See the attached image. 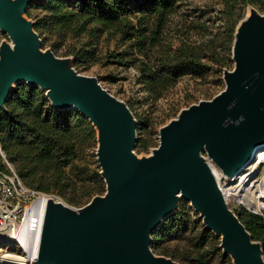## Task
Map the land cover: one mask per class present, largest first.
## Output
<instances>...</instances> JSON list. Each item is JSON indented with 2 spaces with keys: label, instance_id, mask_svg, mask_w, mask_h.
<instances>
[{
  "label": "water",
  "instance_id": "95a60500",
  "mask_svg": "<svg viewBox=\"0 0 264 264\" xmlns=\"http://www.w3.org/2000/svg\"><path fill=\"white\" fill-rule=\"evenodd\" d=\"M32 0H0V105L18 81L38 84L57 107H75L97 130L103 193L81 206L46 197L42 264H179L156 254L150 232L178 207V196L200 211L206 228L234 264H264L262 245L229 209L217 175L230 177L264 147V12L235 25L233 67L210 99L180 110L158 130V144L137 156L136 118L98 79L72 66V56L42 47L25 10ZM239 28V29H238ZM258 146L250 152L253 146ZM205 152L203 154L202 152ZM0 152L3 153L1 147ZM31 264H37L36 260Z\"/></svg>",
  "mask_w": 264,
  "mask_h": 264
},
{
  "label": "trees",
  "instance_id": "16d2710c",
  "mask_svg": "<svg viewBox=\"0 0 264 264\" xmlns=\"http://www.w3.org/2000/svg\"><path fill=\"white\" fill-rule=\"evenodd\" d=\"M184 0H32L26 10L32 17L34 29L42 44L55 52L65 47V54L72 56L73 63L88 64L97 60V41L101 34H118L123 39H133L139 55L126 59L122 53L107 51L108 60L135 64L139 70V81L152 99L160 97L177 79L186 73L202 75L209 70L204 57L218 62L213 39L197 44L168 39L170 20ZM225 14V40L232 42L234 23L229 22L233 8L252 4L264 8V0H222ZM176 32H179L177 30ZM210 52V53H208ZM220 67V68H221ZM136 118V129L145 127L146 121ZM95 127L91 120L77 108L53 105L38 84L16 82L0 105V147L6 160L11 162L21 179L37 190L54 191L73 204L85 203L81 198L101 194L105 181L98 169H93L92 180L84 175L87 166L78 172L82 192L71 195L77 178H73L65 164L79 156L89 138H94ZM146 141L137 137L135 147H144ZM0 153V166L3 167ZM89 177V178H90ZM83 201V202H82ZM183 200L177 209L165 215L150 232L149 246L153 252L170 257L186 256L182 252L167 251L162 242L176 236L184 214ZM235 213L251 234L260 241L264 254V219L244 207ZM195 258L210 251H219V236L205 226L193 241ZM221 256H229L221 253Z\"/></svg>",
  "mask_w": 264,
  "mask_h": 264
},
{
  "label": "rangeland",
  "instance_id": "374dc122",
  "mask_svg": "<svg viewBox=\"0 0 264 264\" xmlns=\"http://www.w3.org/2000/svg\"><path fill=\"white\" fill-rule=\"evenodd\" d=\"M247 5L235 6L231 16L229 17L228 24L233 22L236 25L238 20L245 15ZM255 8L259 12H264V8ZM28 19L33 18L28 17ZM227 19L222 0H184L181 3L177 11L174 12L171 17L169 37L167 40H170L173 45H176L180 41L197 44L202 41L213 39L215 48L219 51L218 57L223 59L225 64L221 67L218 62L209 58L210 54L207 55L204 57V60L209 65L208 71L202 75H191L190 73L181 75L174 85L170 86L160 97L156 99H152L150 94H148V92L143 88V85L138 78L139 70L135 64L108 60L104 56L107 51L122 53L126 59L139 55L136 51L135 45L133 44V39H123L118 34L107 35L106 33H103L99 36L97 41V60H93L88 64H74L72 62V66L75 70L80 73L95 76L109 92L126 103L134 117L136 115L141 120L146 121L145 127L141 129L135 128L136 136L139 138L141 137L146 141V145L144 147L139 148L133 146L132 151L137 156H144L151 153V150L158 144L159 128L168 120L175 117L181 109L192 103H196L199 100L210 99L223 89L225 85L224 70H229L233 67V59L231 58L232 42L225 40V24L227 23ZM177 30H179V32H176ZM1 40L9 41L10 38L5 32L0 30V41ZM42 47L46 48L49 46L47 43H43ZM55 54L58 56L71 57V55L65 54V47L57 48L55 50ZM96 146L97 130L94 138H89L83 149L80 150L79 156L65 164L66 171L72 175L73 178L78 179L75 180L76 186L75 189L70 192L71 195L78 196L79 193L82 192L81 181L79 177H77V174H79L78 172L83 169L85 164L87 169L84 175L87 177V180L93 179L89 176L91 175L93 169L100 170L95 153ZM260 152H264V147L260 148L254 158L250 162L246 163L244 170L245 174L243 175L246 176V178L244 179L242 187L241 185L237 186L243 177L242 175L240 176V174L235 176V180L229 181L232 182L230 185L232 184L233 187L237 186L239 188L238 192L240 193L242 199L246 203L252 205L255 201H257L255 198L258 192L257 190L262 182V178L264 177V161H260L257 157ZM202 153L205 154L204 151ZM3 164L6 165V163ZM21 182L27 189L29 188L33 194L28 195L30 192L26 190L23 194L25 196H21L20 199L14 200L13 203H11L13 207L15 202H19L18 205H20L16 209L17 212L15 211L17 219L15 222L18 225L25 217V208L31 205L33 200L38 196V193H44L46 197L52 196L73 206H81L86 203L76 205L66 201L65 198L57 192L40 191L28 186L22 179ZM90 198L88 195H84L81 199L85 201ZM236 198L237 196L232 194L227 201L229 209L234 213L236 209L242 208L240 204L237 203ZM181 199L183 200V210L185 211L181 216L182 227L176 236H172L162 242V245L166 247L165 249L167 251L170 252L176 249L175 251L182 252L186 255L182 257L175 256L173 259L179 264H234L230 255L221 256V253H223L222 249L219 251H210L207 254L202 255L200 259L193 256L195 254L193 241L196 234L205 225L202 221L200 211L193 208L190 204V200H187L182 196H178L177 202L179 203ZM257 203L262 205V209L264 210V201L261 202V200H259ZM9 209L12 210V207ZM175 209H177V207L172 211ZM10 216L12 217L11 212ZM5 222V225L0 228V253L5 254L9 252L15 255H24L23 248L19 246V243L16 240L3 239L5 238L6 230L10 225L8 220ZM261 258L264 260L263 253L261 254ZM0 264L3 263L0 262Z\"/></svg>",
  "mask_w": 264,
  "mask_h": 264
},
{
  "label": "bare ground",
  "instance_id": "6f19581e",
  "mask_svg": "<svg viewBox=\"0 0 264 264\" xmlns=\"http://www.w3.org/2000/svg\"><path fill=\"white\" fill-rule=\"evenodd\" d=\"M246 18L240 20V24L244 22V20H249L254 15V9L252 7L246 8ZM239 29V28H238ZM7 44L10 48L13 46V41H7ZM259 146V145H258ZM253 146L250 152V155L253 152V149L258 147ZM152 153V152H151ZM260 161H264V152H260L257 156ZM246 176L242 177L241 185L244 184V179ZM258 199L264 198V177L262 178V182L258 188ZM253 198V197H252ZM46 203V195L44 193H38V196L33 200L29 207L25 208L22 222L18 225L13 222L10 213L4 212L0 210V228L5 225V221L8 220L10 223L8 229L6 230L5 238L6 240H16L19 243V246L23 248L24 255H15L12 253H0V262L3 264H31V261L36 259L39 254V250L41 247V234L42 230H40V226L42 223L44 209ZM1 230V229H0ZM37 264H42L41 261L36 259Z\"/></svg>",
  "mask_w": 264,
  "mask_h": 264
},
{
  "label": "built area",
  "instance_id": "2783aa9c",
  "mask_svg": "<svg viewBox=\"0 0 264 264\" xmlns=\"http://www.w3.org/2000/svg\"><path fill=\"white\" fill-rule=\"evenodd\" d=\"M1 154L4 158L3 163H6V165L3 164V167L0 166V210H2L4 212V214L6 212L7 213L11 212L12 213V220H13V222H15L17 220L15 211L17 212L16 209L20 205H18L19 204L18 201H17L18 203L15 202L14 207L12 206L11 203H13L14 200L20 199L21 196H25L23 194L26 190H28L30 192L28 195L33 194V192H31L29 190V188L27 189L26 186H24L22 184L21 178L17 174V172L15 171L13 165L9 161L6 160L3 153H1ZM245 166H246V164L243 165L238 172H236L235 174H233L230 177L223 176L222 174L217 175L218 185L222 191V194H223L226 202L229 200V198L232 194L236 195L237 196L236 201H237V203L240 204L241 207H244V208H246V209H248L254 213L261 215L262 218L264 219V210L262 209L263 206L257 203L259 200H261V202H263L264 198L258 199V197H257L258 192H257L256 197H255L257 199V201L254 202L256 204H254V203H253V205L248 204L242 199V197L240 196V193L238 192L239 188L237 186L241 185L242 178H241L240 182L237 184V186H236L237 188L233 187L232 184L230 185V183H232V182H229V181L235 180V176H237L238 174H240V176L241 175L243 176L245 174L244 173L245 172L244 171ZM241 187H242V185H241ZM234 189H235V191H234ZM10 207H12V210L9 209ZM0 224H1V222H0Z\"/></svg>",
  "mask_w": 264,
  "mask_h": 264
}]
</instances>
